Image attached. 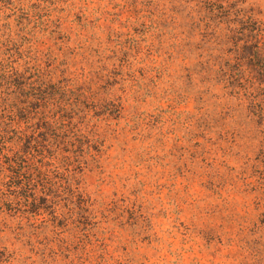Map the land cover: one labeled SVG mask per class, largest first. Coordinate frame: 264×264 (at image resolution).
Segmentation results:
<instances>
[{"label":"rangeland","instance_id":"1","mask_svg":"<svg viewBox=\"0 0 264 264\" xmlns=\"http://www.w3.org/2000/svg\"><path fill=\"white\" fill-rule=\"evenodd\" d=\"M0 264H264V0H0Z\"/></svg>","mask_w":264,"mask_h":264}]
</instances>
